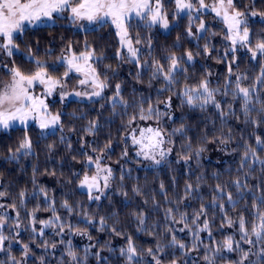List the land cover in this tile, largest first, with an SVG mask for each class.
Wrapping results in <instances>:
<instances>
[{
	"label": "trees",
	"instance_id": "obj_1",
	"mask_svg": "<svg viewBox=\"0 0 264 264\" xmlns=\"http://www.w3.org/2000/svg\"><path fill=\"white\" fill-rule=\"evenodd\" d=\"M166 2L169 8L175 6L174 0ZM233 4L234 10L245 14L243 19L251 41L248 45L254 49L258 41L264 40V0H234ZM170 10V18L175 22L168 31L157 25L148 27L144 19L129 21V36L134 43L137 39L141 41L135 44L140 48V64L147 61V67H138L135 62L128 61L110 22L90 29H76L66 22L28 26L14 37L18 51L7 61L25 75L38 71L36 61H40L49 75L62 77L69 70L62 62L65 54L71 49L92 51L94 69L102 82L106 78L107 87L103 96L97 99H55L50 102L49 111L61 116V126L56 131L44 133L36 125L0 128V192L5 193L0 197V205L4 206L0 208V214L9 218L5 235L15 236L9 226H14L17 211L20 214V234L5 242L6 250L0 252V264H13L12 257L20 261L24 244L31 250L24 258V264H41V257L43 264H70L66 254L68 241H71L80 264H128L120 250L127 248L129 237L140 254L133 264H155L148 249L159 256L162 264H171L174 258L178 264H208L205 255L212 264H235L242 255L240 249L249 252L244 264H264V257L257 255L264 249V243L258 242L254 246L244 243L240 239L238 223L229 227L225 218L237 221L242 214L249 231L253 222L258 223L253 204L264 196V165L253 162L250 157L246 164L251 167L241 168V157L245 146L250 145L264 160V148L256 144L257 136L264 140V55L258 53L253 59L249 48L233 46L225 39V23L213 13L200 14L199 20L193 15V35L189 36L188 14H174ZM253 12L257 15L253 16ZM200 20L204 21L206 30L198 33ZM205 44L209 47L208 53L204 52ZM187 51L193 53V61L186 62L185 56L180 70L175 73L176 83L171 90L161 91L167 87L163 78L150 79L153 61H159L166 70L169 61L165 57L173 53L184 56ZM118 52L121 56H117ZM138 71L141 73L139 78ZM237 78L240 87L250 90L247 114L242 95L237 94L235 98L233 95ZM204 80L215 90L220 109L209 103L201 110L182 102L185 86L196 88ZM117 84L121 86L126 106L118 104L113 110L110 101ZM169 97L171 106L166 107ZM149 107L154 109L150 117ZM141 109L146 119H140ZM93 121L97 128L94 134H89L87 130ZM150 126L160 130V138L164 141L160 151L166 153L165 157H155L160 160L159 164L137 155L136 144L132 143L133 135L137 139L140 127ZM25 136L31 140V149L16 152ZM221 140L227 142L221 143ZM199 149L203 151L196 155ZM25 151H28L27 155ZM100 155L105 156L112 175L100 200L90 201L87 190L78 187L79 180L85 173L89 176L96 173L94 163L87 165V157L95 160ZM237 179L247 187L237 189L233 184ZM188 184L192 185L190 193L185 190ZM217 185L224 190L222 199L216 192ZM21 192L25 193L24 197L20 196ZM229 192L234 207L227 200ZM213 197H217L215 207ZM65 200L73 209L71 213L61 206ZM220 203L224 205L223 211L218 206ZM53 204L65 225V232L57 235V228H46L44 235L39 236L42 227L39 221L52 218V212L45 209ZM202 205L206 215L200 217L199 224L202 227L206 219L209 229L200 232L199 239L194 241L190 231H180L183 224L177 221L186 213L191 227L193 215ZM37 208V232L34 233L29 213ZM260 211H264V205H260ZM141 212L145 218L143 225L137 219ZM86 217H91L94 222L88 224ZM100 217L106 220L104 231H100ZM68 224L74 229H86L92 239L76 234L75 230L68 231ZM169 228L172 232L167 230ZM173 234L186 245L185 249L169 246ZM229 236L234 241L231 252L223 243ZM61 240L64 243H60ZM45 241L49 245L56 243L57 247L45 248ZM236 242H239V249L235 247ZM158 246L163 248L162 252H156ZM86 248H89L87 253ZM217 248L220 251H216ZM97 252L101 257L99 260L95 255Z\"/></svg>",
	"mask_w": 264,
	"mask_h": 264
},
{
	"label": "snow or ice",
	"instance_id": "obj_2",
	"mask_svg": "<svg viewBox=\"0 0 264 264\" xmlns=\"http://www.w3.org/2000/svg\"><path fill=\"white\" fill-rule=\"evenodd\" d=\"M176 6V13L187 12L189 17V27H188V35L192 36V21H193V12L199 13L203 9L210 8L212 12H215L216 16L221 17L223 22L227 25V35L225 39L231 41L232 45L235 46L238 42L241 46L245 44H250L249 40V29L246 26L245 19L243 17L245 14L240 11L234 10L233 0H218V3H214L212 5L205 4V0H196L194 3L193 0H174ZM198 5V6H197ZM229 9H233L232 13H229ZM65 11L70 13V18L75 21H88L89 23H98L105 21L106 18H111V22L117 28V35L120 37V43L122 47L127 48L128 52V61L135 62L138 67H147V61H145L144 65L140 64V50L132 46L131 39L128 38V29L125 26V20L128 18L129 14L133 11L135 15L145 19L147 26L151 27L154 24H161L162 27L168 28V20L167 13L164 11V5L162 0H154V4L152 0H0V39H2V43H0V49L4 50L8 56L13 54L12 49L14 47L18 48V45L14 43V34L18 32H22L26 24L35 25L43 21L44 18L49 20L53 19V14H63ZM253 16L257 15V13L253 12ZM195 19L199 20V15L195 17ZM243 28L241 30V26ZM205 24L203 20H200L199 25L197 27V32L205 31ZM136 44H140L141 41L137 39L135 41ZM235 50L234 48L232 49ZM249 51L252 53V58L255 59L257 54L264 55V40L258 41L255 45V48H249ZM204 52H209V47L207 44L204 45ZM92 54H81L80 57H73L68 61L69 71L73 68L77 72H85L86 74H91L93 77L92 83L98 88V91L93 92L94 96L100 97L102 91L105 87H107L106 78L105 81H100L98 74L94 68L88 64V61L91 59ZM117 56H121V53L118 52ZM186 62H192L194 59L193 53L191 51H187L184 56H176L174 53L168 57H165L166 60L169 61L167 69L165 70V66L161 64L159 61H153L151 65V80L158 79L160 77L166 82V89L171 90V86L176 83L175 73L180 70V63L185 59ZM77 59L83 60L84 64H77L74 61ZM38 71L25 75L20 71L19 68L10 69L11 74V83L5 85V90L0 92V126L7 129L10 127V122L15 120H20L21 123H24L28 118L30 112H35L38 109L46 110L47 106L44 104L43 100H40L38 97L29 94L28 89L34 85L35 82H39L41 84H49V94L51 93V87H54L59 83L58 80H53L50 76H48L47 71L44 65L40 61H36ZM183 71H187L183 69ZM229 72L231 73V67H229ZM65 76L68 75L66 71L64 73ZM141 73L137 72V78H139ZM264 75V73H262ZM81 84L85 83V81H80ZM213 89L209 88L208 81H201L198 87L189 88L185 86L182 96L183 103H186L189 107L195 108L199 107L203 110L209 103H211L217 109H220L221 105L215 100ZM237 94H241L243 97V106L245 114L249 113V104L251 103V95L249 88H242L239 84V78H237L236 90L233 93L234 98ZM76 95H81V93H76ZM63 98V97H62ZM170 100L166 103V107H170ZM111 105L113 110L117 107L118 104H123L126 106V102L123 100L121 96V86L117 84L115 86V94L111 97ZM5 105H8V108H5ZM264 111V109H262ZM154 112V109L149 107L148 116L150 117ZM159 114V113H157ZM221 115H224L222 112ZM145 115H143V109H141L140 119H146ZM134 120L135 117H132ZM59 121V115L51 117L50 120H41L40 127L47 128L50 125H55ZM131 122V121H130ZM97 128L96 122L93 121L90 123V127L87 130L89 134H94ZM147 131L149 133H153L156 137H161L160 130H153L152 128L142 129L141 137H143L144 132ZM63 139V138H62ZM141 141L137 140L133 135V143L139 144ZM226 140H221V143H226ZM164 141L162 138L156 141V147H159L163 144ZM256 144L260 145L264 148V140H261V137H256ZM71 145H69L70 147ZM32 147L31 140L27 136L20 143L19 147L15 150L16 152H20L21 149L30 150ZM51 147V146H49ZM246 150L241 157V168L245 166L251 167V165H247L246 162L251 157L253 162L259 161L261 165H264V160H261L257 155V149L253 148L250 145L245 146ZM95 151V149H93ZM168 151H171L169 149ZM203 151V149H199L196 152V155H199V152ZM25 154H28V151H25ZM127 155V152L124 153ZM137 155H141L140 152H137ZM161 158H164L166 153L164 151H160L159 153ZM13 159L15 158V154H13ZM145 159L153 160L154 163L159 164L160 160H157L155 156L144 154ZM190 157H186L185 159H189ZM100 157H96L95 160L91 156L87 157V165L91 166L93 163L96 167V174L89 176L87 173L84 174L83 179L79 180L78 187L87 190L88 199L99 201L101 195L103 194L100 181L103 180V188H107L109 186V179L112 175V170L107 167H101ZM35 171V170H34ZM101 173H106L101 176ZM247 175V173H245ZM233 184L237 187V189L247 187L246 184H241L239 179L233 181ZM163 188V185H161ZM186 192L190 193L192 191V185H186ZM44 192L43 189L40 190ZM93 191L100 193L101 195H93ZM134 191H138L134 189ZM216 192L219 194L222 199L225 195L223 188L220 185L216 186ZM4 192H0V197L4 196ZM21 197L25 196L24 192L20 193ZM45 203H47V193H45ZM227 200L229 203L235 206V202L233 201L232 194L227 193ZM23 203V200H21ZM260 205H264V196L258 198V203L253 204V208L256 209L255 218L258 220V223L253 222L251 226V230L249 231L246 226V220L244 216L241 214L237 221H233L230 218H227V224L229 227L233 226L234 223H238L239 231L241 233V241L247 243L249 245H255V243H264V211H260ZM69 213L73 211L72 207L69 205L68 201L65 200L61 205ZM213 206H217V197H213ZM219 208L221 211L224 209V205L220 203ZM3 205H0V208H3ZM15 208V205H13ZM47 211L52 212V218L48 220H40L39 223L42 226L38 232L39 236L44 235V229L46 228H57V235H63L65 232V225L61 222V217L56 214V209L53 205H50L49 208L45 209ZM39 211V208L34 209L32 213H29L30 216V225L32 232L36 233L37 229L35 227L36 224V216L35 212ZM171 209L168 210L171 213ZM19 212L16 213V222L14 226H9L10 231H15V236L10 237L4 234V228L7 224V220L9 219L6 214H0V252L5 251V242L10 241L11 239H15L19 236L20 232V221H19ZM206 215L205 208L202 205L198 212H195L193 218L191 220V227L188 223L187 214H181L180 220L178 223L183 224V228L180 231H184L187 229L192 233L193 240L199 239V233L202 231H206L209 229V223L205 219L203 221L202 227L199 224L200 217ZM137 219L141 225L144 224L145 218L144 214L141 212L137 215ZM86 222L88 224H92L94 221L91 217H86ZM100 231H104L106 227V220L104 217H100L99 219ZM223 227V225H222ZM68 231L75 230L76 234L81 236H87L89 240L92 239L91 235L85 230H81L79 228H75L71 224L67 225ZM169 232H172V229H167ZM112 231L117 235H120L119 232L115 228H112ZM211 235V232H209ZM255 237V240L252 239ZM17 243L19 241L17 240ZM60 243H64L63 240ZM68 249L67 256L70 258V264H80L78 260L77 253L72 249L71 241H68ZM224 247L229 251L234 250V241L231 236L227 237V239L223 242ZM169 246L178 247L183 250L186 248V245L177 239L176 235H172L171 240L169 242ZM11 243H9L8 248L10 249ZM23 257L20 261H16L14 257L13 264H24V258H26L30 254V248L28 244H24L23 246ZM44 247H51L55 249L57 247L56 243L48 244L47 241L44 242ZM90 247H95V245H91ZM235 247L239 249V242L235 243ZM195 250V248L193 249ZM89 248L85 249L87 253ZM148 255L152 256L155 264H162L161 259L158 255H156L152 249H148ZM163 248L158 246L156 252H162ZM216 251H220L219 248ZM242 255L235 264H244L246 260H248L249 252L240 249ZM122 256L127 257L128 264H133L135 258H137L140 254L138 253L136 247L134 246L132 239L128 238L127 248H122L120 250ZM97 259H101L99 252L95 254ZM260 257H264V249H262L258 254ZM86 258V257H85ZM41 259V264H43V257ZM204 259L208 261V264H212L210 258L205 255ZM171 264H178V261L174 258L171 261Z\"/></svg>",
	"mask_w": 264,
	"mask_h": 264
},
{
	"label": "rangeland",
	"instance_id": "obj_3",
	"mask_svg": "<svg viewBox=\"0 0 264 264\" xmlns=\"http://www.w3.org/2000/svg\"><path fill=\"white\" fill-rule=\"evenodd\" d=\"M152 2L154 4V0H152ZM193 2L195 3L196 0H193ZM233 2H234V0H233ZM162 3L164 5V11L167 13V20H168L169 26H168V28H164L159 23L154 24V25L159 26L164 31H168L169 28L175 22L174 19L170 18V14L168 13V9H171L170 10L171 13L174 12V14H176V6H174L173 8H169L170 5L167 4L166 0H162ZM214 3H218V0H205V4H207V5H212ZM225 4H226V0H225ZM232 11H233V9H229L230 14L232 13ZM207 12L213 13L216 16L215 12H212L210 8L203 9L199 13L193 12V15L197 16V15L207 13ZM185 13H187V12L185 11V12H182L179 14H185ZM216 17H218V16H216ZM133 18L142 19L141 17L136 16L135 12L133 11L131 14H129L128 18L125 20V26L127 27V29H128L129 21ZM218 18L222 19L221 17H218ZM59 22H66V23L74 26L76 29H90V28L98 27V26H100L106 22H110L117 32V28L111 22V18H106L105 21L98 22V23H89L86 20L73 22V20L70 18V13L67 11H65L63 14L54 13L53 19H51V20L44 18L42 22L37 23L35 25L26 24L24 29L28 26L35 27V26L44 25V24H56ZM226 27H227V25H226ZM242 28H243V25L241 26V30H242ZM22 32L15 33L14 37L17 34L22 33ZM249 37H250V35H249ZM128 38L131 39L129 36V30H128ZM2 42H3L2 39H0V43H2ZM236 45L238 47H242L244 49L249 48L248 44L241 46V44L238 42ZM132 46L140 50L139 46L136 45L133 41H132ZM15 51H18L17 47H14L12 49L13 53ZM122 51H124L127 55H129L126 47H122ZM82 53L83 54H88V53L92 54L91 59L88 61V64H90L91 67L94 68L93 59L95 58V55L92 51L77 52V51L71 49L68 54H65L62 57V62L64 61L68 65L69 60H71L74 56L77 58L80 57V55ZM139 54H140V52H139ZM9 57L10 56H8L4 50L0 49V92H3L5 90V85L11 83V74H10L9 70L12 69L13 67L7 61ZM74 62L77 64H81V65L84 64V61L80 60V59H77ZM47 74H48V72H47ZM73 75L75 76L74 78H73ZM48 76H50L53 80L59 81L58 84H56L54 87H51V93L50 94H49L50 85L47 83L41 84L37 81L34 83V85L32 87H30L28 89L30 95L38 97L40 100H43L44 104L47 106L46 110L38 109L35 112H30L28 118L26 119V121L24 123H21L20 120L11 121L10 127L7 129H10V128H13L16 126L26 128V127H29L31 125H36L44 133L56 131L61 126V116L59 114L52 113L49 111V103L50 102L54 101L55 99H59V100H63V101H67L69 99L91 100V99L100 98L105 93V90L103 89L100 97L94 96L93 92L98 91L99 89L96 88V86L92 83V80H93L92 75L86 74L85 72H77L74 68L71 71L68 70L67 76L63 75L62 77H54V76H51L49 74H48ZM82 80L85 81V83L81 84L80 81H82ZM76 93H81V95H76ZM8 107H9L8 105H5V108H8ZM56 115H59V121L57 124L50 125L49 127L43 128V129L40 127L41 120H45V119L50 120L51 117L56 116ZM0 128H3V127L0 126ZM148 128H152L153 130H155V128H153L151 126ZM148 128H146V129H148ZM3 129H5V128H3ZM142 129L143 128L140 127L139 130H137V132H139L137 135V140H140L141 142L139 144L135 145V148L137 150L136 152H140L141 153L140 156L143 158H144L145 153L148 155H153L156 157V155H159L160 149L162 147V144L159 147L155 146L156 141L158 139H160V137H156L153 133H149L147 131H145L143 137H141V130ZM99 157L101 158L100 159L101 167L110 168V165L106 161L105 156L100 155ZM105 174L106 173H101V176H103ZM100 183H101L102 191L106 190V188H103V180H101ZM95 195H101V194L96 192Z\"/></svg>",
	"mask_w": 264,
	"mask_h": 264
}]
</instances>
